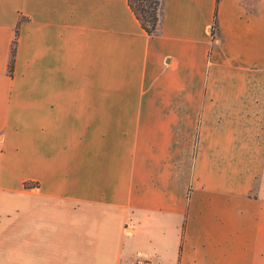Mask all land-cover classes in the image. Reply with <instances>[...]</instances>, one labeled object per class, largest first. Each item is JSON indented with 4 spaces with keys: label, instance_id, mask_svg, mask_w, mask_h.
<instances>
[{
    "label": "crops",
    "instance_id": "obj_1",
    "mask_svg": "<svg viewBox=\"0 0 264 264\" xmlns=\"http://www.w3.org/2000/svg\"><path fill=\"white\" fill-rule=\"evenodd\" d=\"M158 2L0 0V264H264V0Z\"/></svg>",
    "mask_w": 264,
    "mask_h": 264
},
{
    "label": "trees",
    "instance_id": "obj_2",
    "mask_svg": "<svg viewBox=\"0 0 264 264\" xmlns=\"http://www.w3.org/2000/svg\"><path fill=\"white\" fill-rule=\"evenodd\" d=\"M127 5L137 19L140 27L147 34H154L158 24V0H126ZM14 42L12 39L10 47V57L8 60V71L12 68L13 53H14Z\"/></svg>",
    "mask_w": 264,
    "mask_h": 264
},
{
    "label": "built area",
    "instance_id": "obj_3",
    "mask_svg": "<svg viewBox=\"0 0 264 264\" xmlns=\"http://www.w3.org/2000/svg\"><path fill=\"white\" fill-rule=\"evenodd\" d=\"M133 264H149V262L147 259L136 258V259H134Z\"/></svg>",
    "mask_w": 264,
    "mask_h": 264
},
{
    "label": "rangeland",
    "instance_id": "obj_4",
    "mask_svg": "<svg viewBox=\"0 0 264 264\" xmlns=\"http://www.w3.org/2000/svg\"><path fill=\"white\" fill-rule=\"evenodd\" d=\"M136 258H141V257H138V256H136V257H134L132 260H131V262H134V259H136ZM144 259V258H143ZM149 262V261H148Z\"/></svg>",
    "mask_w": 264,
    "mask_h": 264
}]
</instances>
